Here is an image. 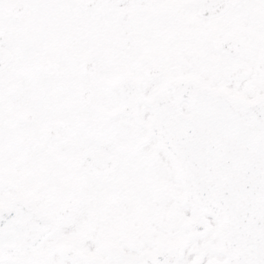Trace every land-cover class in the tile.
Listing matches in <instances>:
<instances>
[{
    "label": "snow or ice",
    "instance_id": "obj_1",
    "mask_svg": "<svg viewBox=\"0 0 264 264\" xmlns=\"http://www.w3.org/2000/svg\"><path fill=\"white\" fill-rule=\"evenodd\" d=\"M0 264H264V0H0Z\"/></svg>",
    "mask_w": 264,
    "mask_h": 264
}]
</instances>
